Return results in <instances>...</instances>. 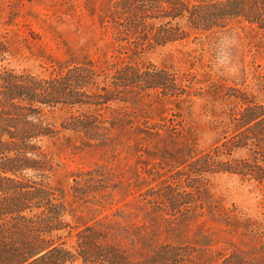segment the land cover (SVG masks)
Returning a JSON list of instances; mask_svg holds the SVG:
<instances>
[{
	"label": "trees",
	"instance_id": "trees-1",
	"mask_svg": "<svg viewBox=\"0 0 264 264\" xmlns=\"http://www.w3.org/2000/svg\"><path fill=\"white\" fill-rule=\"evenodd\" d=\"M99 24L108 36L102 55L48 73L12 67L10 59L21 54L23 37L0 31V264H207L210 237L202 246L143 238L138 248L134 241L124 245L112 238L95 216L81 221L85 212L108 203L104 174L92 169L90 179L76 175L70 187L76 201L66 197L65 188L48 182L56 163L47 138L69 130L89 141L114 143V129L134 123L152 90L183 99L201 98L205 91L214 101L233 99L225 110L222 139L207 151L194 156L192 151L180 164L185 187H169L167 209L161 211L175 218L213 212L226 232L258 239V259L232 250L213 264H264V224L235 203L216 200L210 187L217 174L264 186V63L244 61L237 28L249 27L264 48V0H114ZM191 36L214 47L217 61L224 62L215 70L222 82L214 83L212 91L196 75H180L144 58L154 46ZM229 45L235 53L229 54ZM57 106L69 110L60 127L46 118ZM141 124L139 134H157V123L145 119ZM181 128L182 138L192 145L189 127L183 123ZM149 198L156 197L149 192Z\"/></svg>",
	"mask_w": 264,
	"mask_h": 264
},
{
	"label": "rangeland",
	"instance_id": "rangeland-1",
	"mask_svg": "<svg viewBox=\"0 0 264 264\" xmlns=\"http://www.w3.org/2000/svg\"><path fill=\"white\" fill-rule=\"evenodd\" d=\"M113 1L0 0V31H9L11 37L17 33L23 37L21 54L12 57L10 65L48 73L72 62L102 55L107 50L105 40L108 36L104 35L99 19L107 14ZM237 28L244 44V61L249 65L253 60L264 63L260 38L249 27L237 24ZM233 48L234 45L228 46L229 54L236 52ZM214 50L191 36L187 40L154 46L144 58L159 65L167 64L180 75H196L205 89L212 85V91L222 82L215 72L221 61H217L219 55H215ZM111 54L110 49L108 56ZM248 82L250 87L254 86L252 74ZM214 99L207 91L201 98L192 95L183 99L152 90L137 109L134 123L126 122L114 129L117 134L114 143L89 141L72 131L61 130L45 140L56 163L49 184L65 188L66 197L75 200L70 187L76 175L83 173L90 179L92 169L96 174H104L106 182L102 184L110 187V193L104 197L108 203L104 202L96 212H85L81 221L95 216L109 230L110 236L124 245L134 241L140 247L138 241L147 238L154 243L202 246L206 236L212 243L207 264L216 263L232 250L258 259L255 252L258 239L244 233L226 232L225 225L213 212L175 218L161 211L167 209L163 203L169 199V187H185L180 175L184 165L180 164L189 159L192 151L193 156L207 151L222 139L224 119L227 120L225 110L234 105V101ZM68 112L67 108L57 106L47 111L46 118L60 127ZM145 119L158 125L153 137L139 134L138 126L142 127ZM183 123L189 127L192 145L182 138L185 134L181 128ZM210 187L216 200L226 206L235 203L247 217L264 224L263 185L235 175L217 174L211 177ZM149 192L156 198H149ZM68 243L73 245L74 237H69Z\"/></svg>",
	"mask_w": 264,
	"mask_h": 264
},
{
	"label": "clouds",
	"instance_id": "clouds-1",
	"mask_svg": "<svg viewBox=\"0 0 264 264\" xmlns=\"http://www.w3.org/2000/svg\"><path fill=\"white\" fill-rule=\"evenodd\" d=\"M221 63H224L223 61Z\"/></svg>",
	"mask_w": 264,
	"mask_h": 264
}]
</instances>
